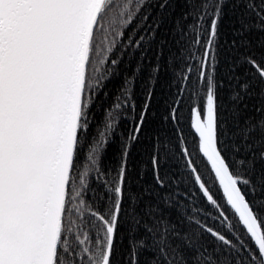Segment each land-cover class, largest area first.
<instances>
[{"label":"snow or ice","instance_id":"1","mask_svg":"<svg viewBox=\"0 0 264 264\" xmlns=\"http://www.w3.org/2000/svg\"><path fill=\"white\" fill-rule=\"evenodd\" d=\"M182 3L171 135L145 186L128 157L149 102L111 170L115 125L94 134L93 114L172 0H0V264H264V0Z\"/></svg>","mask_w":264,"mask_h":264},{"label":"trees","instance_id":"2","mask_svg":"<svg viewBox=\"0 0 264 264\" xmlns=\"http://www.w3.org/2000/svg\"><path fill=\"white\" fill-rule=\"evenodd\" d=\"M185 11L186 7L182 0H172L171 9L161 27L157 29L156 36L151 41L146 53L141 56L139 50H134L120 57V63L116 66L118 71L106 81L107 96L101 98L102 102L96 107L93 114L94 134L101 131L106 123L111 122L115 125L109 134V143L100 161L102 168L106 167L111 170L117 166L121 145L126 140L127 133L134 127L135 117L146 100L149 102L150 116L147 119V128L128 157L129 168L134 177L133 183L135 179H139L137 174L140 172L145 173L143 179L140 180L141 184L146 186L151 182L149 160L154 151L155 138L159 136L161 140H164L171 135V125L162 117L166 115L167 103L175 91V77L169 65V58L179 54L178 42L181 34L176 31V21ZM155 15L159 17L161 12H156ZM234 19L235 17L225 18L226 32L233 26ZM139 35L140 33H136L137 37ZM161 50L162 54L158 56ZM157 65H159V71L154 72L153 69ZM127 81L131 83H127ZM125 88L129 89L128 100L134 105V108L127 112L123 108L110 109L109 105L115 102L116 97L120 96ZM149 93H151L150 98ZM106 111H111L112 116H106ZM160 147V143L155 142L157 152ZM183 163L184 161L177 154L176 159L169 162V167L173 173H181L185 171Z\"/></svg>","mask_w":264,"mask_h":264}]
</instances>
